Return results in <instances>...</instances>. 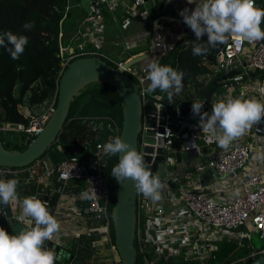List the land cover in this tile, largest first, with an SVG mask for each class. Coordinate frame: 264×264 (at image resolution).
<instances>
[{
    "label": "built area",
    "instance_id": "1",
    "mask_svg": "<svg viewBox=\"0 0 264 264\" xmlns=\"http://www.w3.org/2000/svg\"><path fill=\"white\" fill-rule=\"evenodd\" d=\"M120 1L124 0H116L115 5L112 0L91 1L89 14L79 24L78 31L65 43L62 24L68 13L78 6L75 5V0H66L57 47L62 59L60 76L74 60L97 57L115 68L122 67L123 72L139 85L144 108L139 154L146 163V156L153 158L152 163H148L151 171L156 164L157 142L159 138L164 140L165 168L160 180L166 187L161 190V200L153 202L137 192V260L140 264H218L220 243L238 241L244 244L251 242L254 235L259 237L262 247L254 251L250 245L253 250L251 253L237 262L228 264L264 256V162L253 159L257 152H264V118L242 137L233 141L227 150H223L218 147L211 134L202 132L198 127L199 116H194L192 111H182L180 105L171 109L164 102V93L145 92L150 83L147 80V65H131L126 68V62H117L102 49L103 39L97 28L102 22L103 8L107 7L110 12H115ZM145 3V0H133V3H129L133 16L151 19ZM255 7L258 8L256 0ZM172 20L168 17H158L152 27L154 44L151 54L155 55V62L160 63L163 58L173 53L179 43L187 44L188 32L163 29L164 23ZM132 48L131 43L126 45V50ZM203 65L208 72L201 80L207 88L215 78L236 70L239 66L244 67V71L239 75L219 83V91L217 89L205 111L211 113L213 103L227 99H256L264 102V81L252 78L248 73L250 71L264 75V40L249 43L230 37L217 52L214 61L211 63L205 59ZM57 100L55 97L40 113L31 112L27 125L7 123L0 117V136L5 137L16 132L25 136L26 143L34 141L49 124L55 113ZM202 101L203 99L198 103ZM149 102L155 104L156 115L147 112ZM162 111L165 113L164 117L160 116ZM149 117L156 119L154 129L148 126ZM93 121L96 129L102 131L107 127L109 134L103 142L96 145L95 151L87 160H81L74 155L54 166L45 158L29 167L43 164L48 173H55L63 194L70 186L77 185L78 182L83 183L81 194L88 192L92 198L84 199L80 194V200L86 203L85 207L76 208L70 214L71 218L88 227L79 232L89 233L90 236L101 235L99 239L91 242L94 257L107 246L110 251L109 264H121L112 238V189L104 175L108 158L114 155L106 154L102 146L115 137H120L122 127L113 117L96 118ZM161 121L164 122L163 125L160 124ZM160 128L163 129L162 132L159 131ZM151 129L155 131L156 142L152 146L155 149L154 154L145 151V147L150 145L147 138ZM178 142L181 146L173 150V146ZM183 153L191 159L203 158L205 161L191 166L190 169L179 170L178 165L182 162L178 161L177 155ZM158 169L157 167L155 172H152L155 174ZM17 170L0 166V180L7 181ZM29 173L30 179H34V174L30 171ZM219 176L234 180L242 193L232 199H225L224 190L216 185ZM4 214L0 206V219ZM18 221L25 224L24 221Z\"/></svg>",
    "mask_w": 264,
    "mask_h": 264
},
{
    "label": "trees",
    "instance_id": "2",
    "mask_svg": "<svg viewBox=\"0 0 264 264\" xmlns=\"http://www.w3.org/2000/svg\"><path fill=\"white\" fill-rule=\"evenodd\" d=\"M256 1L258 8L264 10V2ZM75 2L81 3L80 0H75ZM65 8L66 0H0V34L11 31L18 36L28 37L25 51L18 60L11 59L5 48L0 47V117L5 122L27 125L30 118L22 112L23 106L28 105L31 108L42 106L49 104L55 97L58 98L62 59L59 55V47L54 49L50 44H59L60 24L65 15ZM80 9L83 14L82 19L86 18L85 9L83 7ZM159 13L160 9H154L151 12L152 18L157 19ZM71 17L72 12L70 11L62 24V30ZM26 22L34 24L30 31L22 27ZM261 29L264 30V18H262ZM189 31L186 37L187 44L179 43L175 51L159 63L184 73L183 90L173 96L171 104H169L167 94L164 93V102L171 109L181 104L198 102L204 98L208 88L201 78L207 74L208 69L203 65V61L207 59L212 63L217 52L224 45L218 44L216 48L210 49L206 56H193L192 47L196 37L192 30ZM200 42L206 43L207 36H203ZM155 92L163 93L159 89ZM111 101H115L116 104L112 105ZM103 117H113L122 127L121 99L110 85L95 83L88 86L87 91L71 103L69 118L58 141L40 160L49 158L54 166L74 155L81 160H87L95 151L96 145L103 142L109 134L107 127L99 131L93 123L94 119ZM20 136L25 141V136L23 134ZM0 137L4 146L9 150L22 151L31 143L22 144V140L17 137L6 142L4 136ZM177 157L181 162L182 154H178ZM118 163L117 154L107 161L104 170V175L108 178L112 189L113 204L116 201L118 183L111 176V171ZM81 187L83 188V183ZM112 238L115 243L113 227ZM245 247L246 245L238 241L220 243L218 264L233 263L244 258L248 255ZM93 253L92 250L85 251L80 262L87 264V260H95ZM250 261L252 260L236 264H247ZM137 264H140L139 260Z\"/></svg>",
    "mask_w": 264,
    "mask_h": 264
},
{
    "label": "clouds",
    "instance_id": "3",
    "mask_svg": "<svg viewBox=\"0 0 264 264\" xmlns=\"http://www.w3.org/2000/svg\"><path fill=\"white\" fill-rule=\"evenodd\" d=\"M115 2L116 0H112L113 5ZM187 2L193 4L194 0ZM179 16L195 34L193 56H206L210 49L226 43L230 37L249 43L264 40V30L261 29L264 10L255 7V0H203L191 12L188 8L183 9ZM22 27L30 31L34 24L26 22ZM205 35L207 42L201 43V38ZM27 44V36H18L11 31L0 34V47H4L13 60L20 58ZM147 72L150 83L145 92L150 94L159 89L167 94L171 104L173 96L183 90V72L155 61L147 65ZM203 106L204 103H192V114L199 116L198 127L202 132L211 134L218 147L223 150H227L233 141L264 118V102L256 99L221 100L212 104L211 113L202 112ZM102 148L108 155L120 156L119 163L111 171V176L117 183L131 179L136 191L146 199L153 202L161 200V190L166 185L129 143L117 136ZM253 159L264 162V152H257ZM18 183L16 179L0 180V206H8L18 200ZM81 196L84 199L92 198L88 192H83ZM19 206L20 214L17 219L25 221L29 218L27 222H34L35 226L30 230L20 231L18 235H9L0 228V264H56L59 254L56 249L46 248L45 242L54 239L60 230V224L48 211L47 203L36 196H29L20 200Z\"/></svg>",
    "mask_w": 264,
    "mask_h": 264
},
{
    "label": "water",
    "instance_id": "4",
    "mask_svg": "<svg viewBox=\"0 0 264 264\" xmlns=\"http://www.w3.org/2000/svg\"><path fill=\"white\" fill-rule=\"evenodd\" d=\"M93 0H80L83 9L89 14L90 2ZM133 3V0H131ZM145 8L148 12L154 9H160L159 17H166L170 15L177 18L176 11H173L172 0H145ZM166 2V3H164ZM154 36L151 41V52L153 50ZM54 49L57 48L56 44H50ZM151 54V53H150ZM149 54V55H150ZM141 56L136 59L130 60L124 64V67L136 65L144 60L147 56ZM244 71L243 66L233 70L227 74L215 78L210 87L207 89L202 102L204 106L202 112L205 111L214 95L217 92L219 83L231 79ZM250 77L257 78L264 81V75L248 72ZM102 83L108 84L113 87L121 99L122 108V141L129 143L132 148L139 154V137L143 129V102L141 97V90L139 85L125 72L122 67L115 68L108 62L97 57H86L74 60L63 73L60 78L58 100L55 113L53 114L46 129L39 134L38 137L32 141L25 150H9L7 149L0 137V166L6 168L22 169L33 165L45 155L51 146L58 140L69 118L71 103L77 97H80L87 91L88 86ZM198 103V102H193ZM114 105L115 102L111 101ZM179 108L184 112H189L192 109V103L181 104ZM147 112L151 115L157 114V108L153 102L147 104ZM24 115L30 118V111L26 112L25 108H21ZM160 116H165V113L160 112ZM164 124L163 121L160 122ZM148 126L152 129L156 127V119L154 117L148 118ZM148 131L149 146L145 147V151L149 154H154L155 149L152 147L155 144V131ZM159 131H163L162 128ZM157 157L156 164L152 167V171L158 169L159 176L164 174L165 168V150L163 149L164 140L159 138L157 142ZM123 155V153L121 154ZM146 161L150 164L153 158L151 156L145 157ZM120 156L118 154V162ZM15 203L11 202L8 206H2L4 216L7 220L8 227H15L19 231L28 230L22 223L15 219L13 208ZM113 228L115 235V246L120 257L121 264H137V256L135 249V231L137 222V191L134 187V182L131 179L124 180L118 183L116 201L112 209ZM46 248L56 249L58 254L60 248L54 246L53 242H45ZM57 262V261H56ZM69 264V263H65ZM247 264H264V256H260Z\"/></svg>",
    "mask_w": 264,
    "mask_h": 264
},
{
    "label": "crops",
    "instance_id": "5",
    "mask_svg": "<svg viewBox=\"0 0 264 264\" xmlns=\"http://www.w3.org/2000/svg\"><path fill=\"white\" fill-rule=\"evenodd\" d=\"M131 0L120 1L115 12H110L107 7L103 8V17L100 26L97 28L99 35L103 39L102 49L103 51L112 56L113 59L117 58V62H128L141 56L149 55L151 53V41H152V27L156 19H145L141 16H133L130 10ZM203 0H194L193 4H189L187 0H172L173 11H176L177 18L170 15L166 17L173 19L172 22L164 23L163 29L165 31L173 30L175 32L186 33L191 30L183 23L182 17L179 16V12L185 8L194 10L196 4H201ZM76 3V2H75ZM166 3V2H164ZM72 12V17L64 24L62 33L64 35L65 43H68L70 39L77 31L79 24L82 22L83 14H81V3L77 4ZM86 12V11H85ZM150 11L149 13H151ZM87 13V12H86ZM88 15V13H87ZM187 33V34H188ZM131 43L133 48L126 50V45ZM155 60V55L150 54L144 60L137 63V66L148 65ZM139 64V65H138ZM47 107L46 105L30 107L28 105L23 106L26 112L40 113ZM22 125V124H17ZM6 142L11 141L14 137L22 139L20 134L14 132L5 136ZM16 138V139H17ZM21 141V140H20ZM22 144H26V141H21ZM49 163V158L46 159ZM178 165L179 170H186ZM193 166V165H192ZM30 172L34 174V179H30ZM212 174L213 172L210 171ZM16 179L19 181L17 185L18 200L13 201L15 207L13 208V214L15 219L20 214L19 201L25 197L36 196L38 199L47 203L48 211L60 224V230L58 234L54 236L52 241L54 246L60 248L58 264H82L80 262L81 257H84L85 251H91V242L100 238V234L89 235V233L79 232L88 227L71 218V213L76 208L85 207V202L80 200V194L82 191L81 182L77 185L69 187L65 194L61 191V185L57 180L55 173H48L45 170L43 164L36 165L35 167H26L18 169L17 173L11 175L8 180ZM214 180L216 178L214 177ZM216 185L224 190L223 195L225 199H232L242 193L241 189L237 188L234 180L218 177ZM27 219L22 223L28 230L35 226L34 222L29 224ZM18 220V219H17ZM22 222V221H21ZM0 228H3L9 235H18L19 230L15 227H8L5 216L0 219ZM110 251L107 246L103 247L95 260H87V264H109Z\"/></svg>",
    "mask_w": 264,
    "mask_h": 264
},
{
    "label": "rangeland",
    "instance_id": "6",
    "mask_svg": "<svg viewBox=\"0 0 264 264\" xmlns=\"http://www.w3.org/2000/svg\"><path fill=\"white\" fill-rule=\"evenodd\" d=\"M75 5H77V2L75 3ZM151 14V13H150ZM115 60H118L117 58H114ZM259 74H261V73H259ZM218 94H219V92H218ZM217 94V95H218ZM114 96H115V98H117V96H116V94H114ZM115 102V101H114ZM116 104V103H115ZM114 104V105H115ZM0 113H1V108H0ZM5 139H6V137H5ZM22 140V139H21ZM23 141V140H22ZM181 146V143L180 142H178V143H176L174 146H173V150H177V149H179V147ZM113 157V156H112ZM111 160V157L110 158H108V161H110ZM202 161H205V159H191V158H189L185 153H183L182 154V164H181V167L183 168V169H190L191 168V166L192 165H195V164H197V163H199V162H202ZM115 205V204H114ZM240 243V242H239ZM241 244V243H240ZM244 245H246V249H247V251H248V253L247 254H249V253H251L253 250L250 248V245H252L253 246V248H254V251L255 250H259L261 247H262V243H261V241H260V239H259V237L258 236H256V235H254V237H253V240L250 242V241H247L246 243H244ZM254 260V259H253Z\"/></svg>",
    "mask_w": 264,
    "mask_h": 264
}]
</instances>
